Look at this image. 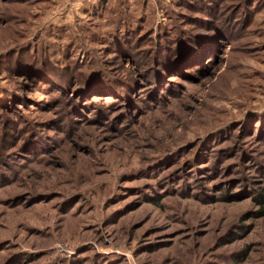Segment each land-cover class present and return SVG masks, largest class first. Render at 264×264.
<instances>
[{
  "label": "rangeland",
  "instance_id": "rangeland-1",
  "mask_svg": "<svg viewBox=\"0 0 264 264\" xmlns=\"http://www.w3.org/2000/svg\"><path fill=\"white\" fill-rule=\"evenodd\" d=\"M225 1L217 4L224 25L241 21L231 13L244 0ZM106 5L0 0V94L20 99L10 102L17 113L0 107L8 163L0 161V264H92L96 256L113 264H264V217L254 201L264 187V2L198 67L182 62L157 79L163 66L150 63L152 45L132 56L109 53L104 37L125 23L157 41L165 32L177 38L184 17L199 11L178 0ZM22 32L34 43L43 38L57 61L65 48L80 61L82 46L109 53L102 59L117 85L74 97L68 118L79 82L54 92L16 72L13 57L1 59ZM31 128L48 147L28 155L21 149ZM230 188L240 194L234 201Z\"/></svg>",
  "mask_w": 264,
  "mask_h": 264
},
{
  "label": "trees",
  "instance_id": "trees-1",
  "mask_svg": "<svg viewBox=\"0 0 264 264\" xmlns=\"http://www.w3.org/2000/svg\"><path fill=\"white\" fill-rule=\"evenodd\" d=\"M107 2L108 0H100V3L102 4L101 9L107 7ZM224 2L226 1L178 0L181 8L191 7L194 10H198L200 14L194 16L193 19L190 17H184L188 18V21L181 25L183 29L181 28L177 31V34H179L177 38L175 36L170 38L168 32H165L166 35H164L166 36V41H157L155 39L156 36L153 38V34L142 35L140 29L137 30V28L133 27L129 28V26L125 25V23H118V26L116 24L117 31L115 34H113V39L110 38L108 41H106V38L104 37V42L106 44L104 51L106 49L107 51L109 50V53L111 51L117 52L118 54L120 53L122 55L132 56V52H134L137 46L152 45V49L149 53L152 58L150 63H156V66H163V68L158 69L161 72L156 73L157 76L155 79L160 77L161 74L165 73L167 70H177L175 69L176 66L178 64H182V62L194 63L195 66L198 67V58H202L206 54L210 55L211 51L214 52V50L217 48V39L219 37L221 38L225 36L223 33L228 34L229 32H232L234 34L238 25H240V31L245 28V25L248 27L249 21L251 20L250 14L252 9L262 4L264 0H244L240 3V5H238L237 11H235V13H231L233 15L235 14V16L240 15L242 17L240 19L241 21L235 22L233 19L228 20L226 25L224 24L227 21L223 22L220 20L219 15H217V4H225ZM20 35V39L14 38L15 40L12 42L13 47L8 50V53L1 56V59L5 58V60H8V58L13 57L14 69L16 72H21L23 75L27 74L33 81H35V83L42 81L47 86H51L50 88H53L54 92H56V90L59 91L58 88H60L64 93V88L67 86L66 83L72 84V81L79 82L80 88L78 86V93H75L76 89L72 90V93H75V96L69 97V99L67 98L69 101V106L71 107L70 114L68 111V113L66 112L68 118H71L74 110H76L78 107L75 105V102L78 101H75L74 97H77V100H79L82 93V97H86V95L90 94V92L100 93L109 89L111 91L113 86L117 85V82H115L114 75L111 73L109 66L105 60L102 59L109 53L107 54V52L100 50L101 54L104 55L102 57L99 52L95 49H92V47L82 46L83 53H85V59L80 61L79 57H76L77 59H75L73 55L69 53L70 51L68 49L65 51V48L63 49V52L60 51V53H63L65 57H62L61 61H57L51 58V54L48 53V47L43 44V38H39V43H34V41L30 40V38L27 37L24 32H22ZM143 37L145 39H143ZM147 41H150L149 44ZM5 63L8 64L10 62L8 60ZM5 63H2V66ZM155 83L156 88L160 86L158 81L155 80ZM114 92L116 93V89ZM125 93L126 89L122 88L119 90V96ZM115 95H118V93ZM16 101H20V99L11 91L4 90L2 91V94H0V107H4L6 109L13 108L15 113H17L18 110L17 105L10 106V102H15L16 104ZM19 117L21 118V116ZM59 123L60 120H57L53 124L55 127H59ZM10 127L13 128L11 125ZM27 133V142L25 147L21 150L26 151L28 155L34 154L42 149L45 150L48 147L47 141L43 137V133H36L32 130V128L29 129ZM204 148L207 147L203 146V149ZM0 159V161L3 163L8 164L7 159L4 156L0 155ZM240 181V179H237L234 183H239ZM233 190L234 188H230L226 191L227 197L231 201H234L235 198L240 196L239 193H234ZM160 201L161 198H154V203L159 204ZM254 201L262 208V211L257 213L258 217L263 218L264 187L255 196ZM78 260L79 259H77V261L72 260L69 262V264H78ZM104 260H99L96 256V259L92 264H113L112 261L107 262Z\"/></svg>",
  "mask_w": 264,
  "mask_h": 264
}]
</instances>
